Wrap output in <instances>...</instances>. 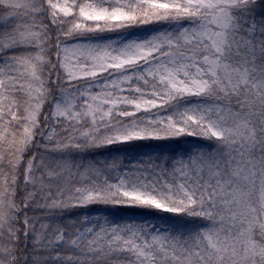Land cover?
<instances>
[{
  "label": "snow or ice",
  "instance_id": "obj_1",
  "mask_svg": "<svg viewBox=\"0 0 264 264\" xmlns=\"http://www.w3.org/2000/svg\"><path fill=\"white\" fill-rule=\"evenodd\" d=\"M0 264H264V0H0Z\"/></svg>",
  "mask_w": 264,
  "mask_h": 264
},
{
  "label": "rangeland",
  "instance_id": "obj_2",
  "mask_svg": "<svg viewBox=\"0 0 264 264\" xmlns=\"http://www.w3.org/2000/svg\"><path fill=\"white\" fill-rule=\"evenodd\" d=\"M132 150L131 152L133 153H138V152H143V151H149L151 150V146H140V147H137L135 149H130ZM125 218H135L137 220H140V219H143V216L142 214L140 213H136V212H133V211H124V212H121Z\"/></svg>",
  "mask_w": 264,
  "mask_h": 264
},
{
  "label": "trees",
  "instance_id": "obj_3",
  "mask_svg": "<svg viewBox=\"0 0 264 264\" xmlns=\"http://www.w3.org/2000/svg\"><path fill=\"white\" fill-rule=\"evenodd\" d=\"M132 151V150H130ZM143 216V215H142ZM117 219H120V218H124V219H127L125 218V216L122 214V213H118L117 216H116ZM144 218V217H143Z\"/></svg>",
  "mask_w": 264,
  "mask_h": 264
}]
</instances>
